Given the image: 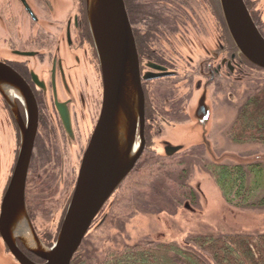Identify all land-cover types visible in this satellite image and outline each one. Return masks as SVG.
Returning a JSON list of instances; mask_svg holds the SVG:
<instances>
[{
	"label": "flooded vegetation",
	"instance_id": "1",
	"mask_svg": "<svg viewBox=\"0 0 264 264\" xmlns=\"http://www.w3.org/2000/svg\"><path fill=\"white\" fill-rule=\"evenodd\" d=\"M68 1L70 7L64 12L62 18L51 22L52 15L57 19L56 15L58 13L62 15L63 12L56 11L49 0H42L44 6L38 7V9H42V18L36 15L27 0H17L20 8L17 7L15 10L6 5V0H0V27L5 31V36L4 33L0 34V43L6 51L0 58V63L12 69L25 82L35 99L38 111V126L26 177L24 201L26 213L35 235L42 244L48 247L54 245L70 203L82 157L99 118L103 94L102 73L89 29L86 1ZM136 1L139 2V0ZM185 1L187 0L178 1L181 14L177 19L174 31L160 37L159 47L155 49L151 47L149 54L144 52L141 46V37L147 33L146 23L129 19L138 54L145 99V144L153 122L159 126L158 118H161L165 126H176L189 121V115L185 111L189 94L185 96V93L179 92L178 89L174 91L178 95L177 103L180 106L179 109L182 110L181 116L185 120L180 123L168 122L159 113H155L152 114L155 117L154 121L150 113L156 97L154 96V86L161 83V88L168 91L167 83L160 77L166 74L174 78L177 77L176 79L181 77L179 76L181 74L173 68L177 62L181 61L179 50L184 48V45H192L188 44L191 32L194 36L204 37L206 35L207 15L215 20L218 14L222 19L220 25L223 34L220 33L221 40L218 49L208 59H199L195 72L189 68L191 64L188 61L185 68L188 69L189 74H182V77L177 82L175 81L174 85L183 86L184 84L190 91L192 77L198 76L201 79H206L202 89V94L206 95L209 86L218 78L230 85L232 80H237L242 76L244 78L251 72L257 71L248 66L249 62L242 55H238V50L225 24L219 0H188L189 6ZM243 1L254 24L264 38L261 20L254 10L259 0ZM54 4L56 3L54 2ZM22 16L29 20L25 36L20 30L24 22ZM41 21L47 24L42 26ZM152 65L164 70L154 69ZM43 69L46 71L42 74ZM193 88L200 89L199 82ZM0 98L5 114V118L0 119V126L8 127L10 124L15 134V142H18L21 126L27 123L26 108L14 92H6L5 95L0 91ZM165 109L168 114H173L169 106ZM84 139L86 140L85 145L81 146V141ZM137 139L139 144L138 134ZM75 144L78 147L77 160L79 159L78 167H75L77 171L70 167L67 161L71 157L69 147ZM20 145H17L13 154L14 160L11 167H8L7 161L6 163L0 162V177L8 174L7 170L11 171L10 176L6 175L0 193V214L1 205L15 169ZM42 153H47L48 156L43 158L40 156ZM0 154L2 155L1 150ZM62 194L68 195L63 196ZM58 211H61V217L53 234L45 230L41 233L37 226V220L52 218ZM102 211L103 209L99 214ZM14 243L17 250L26 259L35 264L44 263L29 251L16 235H14ZM6 260L9 264H19L0 234V264L8 263Z\"/></svg>",
	"mask_w": 264,
	"mask_h": 264
},
{
	"label": "water",
	"instance_id": "2",
	"mask_svg": "<svg viewBox=\"0 0 264 264\" xmlns=\"http://www.w3.org/2000/svg\"><path fill=\"white\" fill-rule=\"evenodd\" d=\"M89 29L98 55L102 82V106L95 129L84 152L74 191L54 245L46 248L28 219L24 193L28 167L38 126L35 99L25 82L0 63V91L17 94L26 108L27 123L21 126V145L15 169L5 193L0 214V234L19 264H35L16 248L12 230L22 222L29 240L16 237L43 264H71L93 221L114 191L129 175L144 148L145 99L138 54L123 0H85ZM233 43L249 63L264 70V38L254 24L243 0H219ZM154 69H164L152 65ZM6 88H9L6 90ZM194 119L204 127L210 109L203 93ZM138 134L139 144L134 146ZM207 150L209 144L203 142ZM165 144L164 156L182 151ZM26 237V236H25Z\"/></svg>",
	"mask_w": 264,
	"mask_h": 264
},
{
	"label": "trees",
	"instance_id": "3",
	"mask_svg": "<svg viewBox=\"0 0 264 264\" xmlns=\"http://www.w3.org/2000/svg\"><path fill=\"white\" fill-rule=\"evenodd\" d=\"M123 1L128 19L146 23L147 33L141 37V46L148 54L151 47H159L160 37L174 31L181 14L179 0ZM185 2L189 6L188 0ZM248 66L264 73V70L249 63ZM160 78L167 86L175 83V78L169 74ZM248 80L250 84L244 90L228 136L235 143L264 145V78L257 73L256 77ZM161 85L157 83L154 86L156 97L151 115L159 113L168 122L184 121L177 103L178 95L173 88L166 91ZM168 106L173 111L172 115L165 109ZM153 115L151 117L155 121ZM205 153L204 144L191 146L170 157L143 152L103 207H108V212L100 227L84 237L71 264H264V231L255 234L194 235L182 245L142 239L133 243L119 242L105 251L100 250L103 239L97 235V231L108 225L122 233L126 221L137 213L172 214L181 207L194 208L200 197L188 182L194 166L209 175L229 206L238 209L264 208V166L260 162L227 164L209 161ZM40 156L44 158L48 154L42 153Z\"/></svg>",
	"mask_w": 264,
	"mask_h": 264
},
{
	"label": "rangeland",
	"instance_id": "4",
	"mask_svg": "<svg viewBox=\"0 0 264 264\" xmlns=\"http://www.w3.org/2000/svg\"><path fill=\"white\" fill-rule=\"evenodd\" d=\"M27 1L36 15L42 18V9H38L39 6L43 5L42 0ZM49 1L52 6L55 7L56 11L60 13L63 12L62 15H59V13L56 15L57 19L52 15L50 21L56 22L58 18H62L64 12L70 7V2L68 0ZM54 2L56 4H54ZM6 5L13 7L14 10L17 9V7L20 8L17 0H6ZM254 10L255 13L258 14V18L261 20V25L264 29V0H259ZM15 14H17V11H15ZM15 17H18V15H15ZM22 20L24 22L20 30L25 36L28 31L27 23L29 24V20L25 16H22ZM207 20L206 35L204 37L194 36L191 32L189 34L188 44L191 43L192 45H184V48L179 50L181 61L177 62L173 68L181 74L179 75L181 77L182 74H189V71H187L188 69L185 68L188 61H190L191 64L189 68L195 72V69L198 67L199 59H208L218 49L221 40L220 33L223 34L220 25L222 19L217 14L215 20L207 15ZM40 24L45 26L47 23L41 21ZM2 33H4L3 35L5 36L4 28L0 27V34ZM5 53V47L0 43V58H2ZM44 71L46 70L43 69L41 73L43 74ZM256 75L257 72H252L251 76H244V78H242V76L237 80H232L230 85L221 78L214 80L215 82L209 86L206 93V104L210 109V117L204 127L196 122L193 114L199 97L202 94L206 79H201L198 76L192 77V89L190 91L183 83V86L178 84L168 86V88H173L174 90L178 89L179 92H184L185 96L189 94L188 104L185 108V111L189 115V121L176 126H165L161 118H158L160 124L157 126L156 123L153 122V127L146 141L144 152H153L164 156L163 150L166 143L173 146H182V150H186L191 146L204 144L202 142L203 138H205L209 144L208 151L204 144L206 147L205 158L209 161L213 160L227 164L260 162L264 166V145L256 143H235L228 136V131L234 120L236 110L243 99L244 90L246 86L250 84V80L248 79L254 78ZM258 75L261 76L262 79L264 78V73L258 72ZM181 77L178 79H176V77L174 82H177ZM197 82L200 84V89L195 90L193 87ZM3 109L2 100L0 98L1 120L5 118ZM14 135V131L10 124L8 127L0 126V150L2 153V155L0 154V162L3 161V163H6L7 161L8 167L12 166L14 160L13 154L21 141V134L18 142H15ZM137 140L136 136V141L134 143L135 147L138 145ZM85 141V139L81 141V146L85 145ZM69 149L71 157L68 158L67 161L70 167L76 169L75 167H78L79 160H77V144L71 145ZM7 172L8 174L6 173V175L10 176L11 171L7 170ZM3 174L5 173L3 172ZM6 175L0 177V193L4 186ZM189 176L188 182L198 191L200 196L199 202L194 208L189 209L181 207L176 209L172 214L165 212L154 214L137 213L126 221L122 233L117 231L116 228L108 225L102 230L97 231V235L103 239L100 250L105 251L107 248L119 244V242L133 243L142 239L182 245L188 237L194 235L232 232L255 234L264 231V208L238 209L229 206L223 200L213 180L198 166L191 168ZM62 195L67 196L68 194ZM107 212L108 207L103 209L98 215L96 222L91 226L88 234L93 233L100 227ZM54 214L52 218H40L37 220V226L39 230H41V233L45 230L53 234L56 230L61 217V211ZM44 246L50 248L46 245ZM6 264H9V262Z\"/></svg>",
	"mask_w": 264,
	"mask_h": 264
},
{
	"label": "bare ground",
	"instance_id": "5",
	"mask_svg": "<svg viewBox=\"0 0 264 264\" xmlns=\"http://www.w3.org/2000/svg\"><path fill=\"white\" fill-rule=\"evenodd\" d=\"M9 88H6V90H8ZM11 90H9L10 92ZM11 93V92H10ZM23 224L20 225V227L16 228V230H12L11 231V234L12 235H19V236H22V238L24 237L25 239H28L29 240V234H28V228L27 226L25 225L24 222H22ZM26 236V237H25Z\"/></svg>",
	"mask_w": 264,
	"mask_h": 264
}]
</instances>
